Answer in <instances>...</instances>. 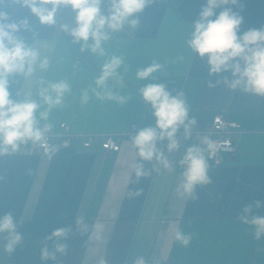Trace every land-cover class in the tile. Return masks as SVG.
Listing matches in <instances>:
<instances>
[{
	"label": "crops",
	"instance_id": "obj_1",
	"mask_svg": "<svg viewBox=\"0 0 264 264\" xmlns=\"http://www.w3.org/2000/svg\"><path fill=\"white\" fill-rule=\"evenodd\" d=\"M9 2L0 0V11L11 15ZM205 4L206 0H151L137 30L126 28L112 37L106 53L125 60L120 69L126 85L121 94L129 97L125 106L94 96L86 105L80 103L81 91L94 86L103 58L88 50L81 53L60 30L65 18H72L69 8H61L53 27L41 26L26 9L12 17L29 19L31 31L19 35L47 53L50 70L37 71L35 78L68 79L72 84L65 108L50 116L53 131H62V122L78 133H122L134 122L147 127L154 121L150 106L139 101L138 89L148 83H164L173 95L182 92L189 117L197 124L191 139L183 138L182 129L177 134L180 147L169 154L174 170L155 161L145 163L155 170L138 182L132 166L139 158L129 138L116 152L103 151L97 142L85 147L72 141L71 147H57L45 155L37 143L28 142L13 155L0 156V215L11 210L24 234L23 246L13 255L4 251L0 236V264H134L141 257L145 264H264V237L257 240L254 227L239 220L245 206L264 202V98L223 84L207 86L216 77L208 76L206 60L192 55L185 43L190 24ZM231 7L244 18L241 33L264 26V0H239ZM152 62L163 70L137 80L135 72ZM29 87L23 77H11V98H21L17 93ZM216 114L239 125L231 133L236 152L225 155L221 164L209 160L212 183L197 187L198 199L181 197L176 192L183 171L178 161L206 136ZM255 211L264 215V207ZM79 217L89 225L83 235L75 229ZM70 225L66 254L42 262L43 239L52 229ZM177 228L192 236L189 246L174 240Z\"/></svg>",
	"mask_w": 264,
	"mask_h": 264
},
{
	"label": "clouds",
	"instance_id": "obj_2",
	"mask_svg": "<svg viewBox=\"0 0 264 264\" xmlns=\"http://www.w3.org/2000/svg\"><path fill=\"white\" fill-rule=\"evenodd\" d=\"M150 2L10 0L6 6L11 9V15L0 11V156L13 155L28 142L45 143L48 133L53 130L50 122L52 112L64 109L73 92L68 79L35 78L37 71L50 70L47 53L19 35L21 31H31L29 19L24 17L14 20L12 17L18 16L20 9H26L41 26L53 27L57 24L61 8H69L72 18L70 21L65 18L59 25L60 30L70 37L72 44L79 45L81 53L88 50L94 57L103 58L94 77V86L89 85L81 91L80 103L86 105L94 96L100 101L125 106L129 97L121 94L126 85L120 72L125 60L120 55H107L106 46L114 35L126 28L137 30ZM238 3L239 0H206L198 18L190 24L185 43L192 55L206 60L208 76L216 77L215 80L207 81L209 88L223 84L231 91L240 90L264 98V26L241 33L244 18L231 7ZM217 9L221 10L217 13ZM162 70L161 64L152 62L148 67L138 69L135 76L139 81L147 80L153 73ZM13 76L23 77L30 86L17 93L18 97L22 93L21 98H11L9 89ZM33 85L36 86L35 92L31 90ZM138 94L139 101L150 106V117L154 122L129 137L131 148L139 158L132 166L136 182L150 176L155 170L146 168L145 163L155 161L166 169L174 170L169 154L180 147L177 134L182 129L183 138L191 139L197 124L194 118L189 117V106L182 92L173 95L164 83H148L139 87ZM215 152V144L207 136L185 150L178 161L183 169L176 188L179 196L195 201L198 199L197 187L212 183L209 160ZM261 207H264V202L256 201L254 205L245 206L239 216L242 223L254 227L257 240L264 237V215H257L255 211ZM85 221L84 217L75 221V229L82 235L89 229ZM19 224L11 210L0 215V236L4 238L3 249L9 255H13L24 244V234L19 231ZM72 232L71 225L52 229L43 239L40 260L56 261L58 255L64 256ZM174 240L182 247H187L192 236L177 228ZM134 264H145V260L137 258Z\"/></svg>",
	"mask_w": 264,
	"mask_h": 264
},
{
	"label": "built area",
	"instance_id": "obj_3",
	"mask_svg": "<svg viewBox=\"0 0 264 264\" xmlns=\"http://www.w3.org/2000/svg\"><path fill=\"white\" fill-rule=\"evenodd\" d=\"M62 131H51L45 143L38 144L45 155L54 153L57 147H71L72 141H78L85 147H91L97 142L105 152H116L121 149L122 141L135 134L139 124L134 122L129 129L122 133H78L72 131L65 122L61 123ZM239 125L222 114H216L211 125L205 130V135L210 138L216 147L215 155L211 158L214 164H221L224 156L236 152V145L231 138V133Z\"/></svg>",
	"mask_w": 264,
	"mask_h": 264
}]
</instances>
